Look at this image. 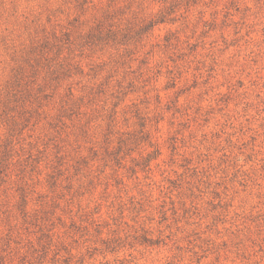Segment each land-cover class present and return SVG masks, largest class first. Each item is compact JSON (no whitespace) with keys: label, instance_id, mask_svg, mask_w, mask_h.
<instances>
[{"label":"rangeland","instance_id":"obj_1","mask_svg":"<svg viewBox=\"0 0 264 264\" xmlns=\"http://www.w3.org/2000/svg\"><path fill=\"white\" fill-rule=\"evenodd\" d=\"M0 264H264V0H0Z\"/></svg>","mask_w":264,"mask_h":264}]
</instances>
